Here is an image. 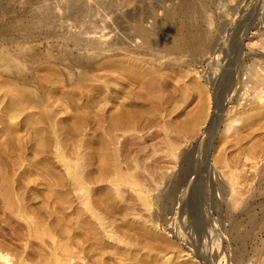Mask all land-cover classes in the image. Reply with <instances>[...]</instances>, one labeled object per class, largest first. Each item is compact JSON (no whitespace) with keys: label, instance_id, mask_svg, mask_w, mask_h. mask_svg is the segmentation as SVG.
<instances>
[{"label":"rangeland","instance_id":"obj_1","mask_svg":"<svg viewBox=\"0 0 264 264\" xmlns=\"http://www.w3.org/2000/svg\"><path fill=\"white\" fill-rule=\"evenodd\" d=\"M185 2L93 7L84 22L114 42L112 55L85 71L44 58L39 110L12 113L0 101L7 264H264V0H194L201 13ZM156 18L182 50L156 35L142 78L125 86L113 71L122 44H139L135 22ZM198 31L207 44L194 50L182 34ZM49 50L45 41L43 57ZM126 91L140 102L126 106ZM213 128L193 186L196 143Z\"/></svg>","mask_w":264,"mask_h":264},{"label":"bare ground","instance_id":"obj_2","mask_svg":"<svg viewBox=\"0 0 264 264\" xmlns=\"http://www.w3.org/2000/svg\"><path fill=\"white\" fill-rule=\"evenodd\" d=\"M109 2L110 0H0V101L3 106L17 114L28 109L41 108L42 88L39 72L44 58L65 61L70 69L81 67L85 71L96 61L112 55L109 53L114 42L109 41L105 33L98 34L92 30L91 24L84 22L89 10ZM185 4L190 11L201 13L205 10L204 4L197 6L194 0H186ZM138 23L135 22L134 37L138 38L140 43L131 46L122 44V61L113 69L126 81L125 86H135L142 78L139 69L142 66L141 59L144 53L151 50L150 42L152 44L156 35L164 39L168 47L176 51L182 50V45L175 39L171 40L167 29L161 27L159 18L154 20L150 28ZM91 33L92 36H87ZM45 41L50 50L43 57L41 47ZM182 41L194 50L195 42L207 44L206 35L201 31L183 33ZM126 92L125 95L129 99V102H125L126 106L140 102V95ZM147 98L153 97L148 95ZM119 107L121 108V105ZM120 123L131 127L135 126L137 121L124 116ZM208 160L207 156L206 163ZM203 169L204 166L198 171L195 170L197 173L193 176V186L200 180ZM237 196L238 191L235 185L231 184L233 203ZM186 218L184 214L180 220L184 222ZM175 235L190 239L180 227H176ZM123 243L125 248V240ZM0 263H8V259L1 252Z\"/></svg>","mask_w":264,"mask_h":264},{"label":"water","instance_id":"obj_3","mask_svg":"<svg viewBox=\"0 0 264 264\" xmlns=\"http://www.w3.org/2000/svg\"><path fill=\"white\" fill-rule=\"evenodd\" d=\"M216 133H217V128H213L205 140H200L196 143V145L201 146V150H202L201 158H200V165L196 168V171L200 170L204 166L207 160L209 151L213 145V141L215 139Z\"/></svg>","mask_w":264,"mask_h":264}]
</instances>
